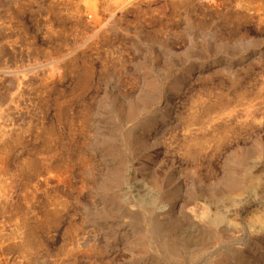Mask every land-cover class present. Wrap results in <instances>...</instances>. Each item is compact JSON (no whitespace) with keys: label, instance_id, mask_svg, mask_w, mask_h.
Masks as SVG:
<instances>
[{"label":"rangeland","instance_id":"374dc122","mask_svg":"<svg viewBox=\"0 0 264 264\" xmlns=\"http://www.w3.org/2000/svg\"><path fill=\"white\" fill-rule=\"evenodd\" d=\"M0 264H264V0H0Z\"/></svg>","mask_w":264,"mask_h":264}]
</instances>
